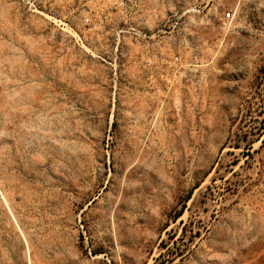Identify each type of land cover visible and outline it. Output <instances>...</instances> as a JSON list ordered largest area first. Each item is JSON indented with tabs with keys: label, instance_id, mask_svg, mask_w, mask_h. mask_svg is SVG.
Wrapping results in <instances>:
<instances>
[{
	"label": "rangeland",
	"instance_id": "obj_1",
	"mask_svg": "<svg viewBox=\"0 0 264 264\" xmlns=\"http://www.w3.org/2000/svg\"><path fill=\"white\" fill-rule=\"evenodd\" d=\"M0 264H264V0H0Z\"/></svg>",
	"mask_w": 264,
	"mask_h": 264
},
{
	"label": "built area",
	"instance_id": "obj_2",
	"mask_svg": "<svg viewBox=\"0 0 264 264\" xmlns=\"http://www.w3.org/2000/svg\"><path fill=\"white\" fill-rule=\"evenodd\" d=\"M230 17H231V14L228 13V14H226V15L223 17V20H224V19H225V20H229Z\"/></svg>",
	"mask_w": 264,
	"mask_h": 264
},
{
	"label": "trees",
	"instance_id": "obj_3",
	"mask_svg": "<svg viewBox=\"0 0 264 264\" xmlns=\"http://www.w3.org/2000/svg\"><path fill=\"white\" fill-rule=\"evenodd\" d=\"M181 252V251H180ZM177 253V252H176ZM176 253H174V254H176ZM177 254H180V253H177Z\"/></svg>",
	"mask_w": 264,
	"mask_h": 264
}]
</instances>
